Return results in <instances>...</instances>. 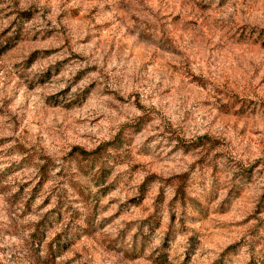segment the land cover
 <instances>
[{
	"label": "rangeland",
	"instance_id": "374dc122",
	"mask_svg": "<svg viewBox=\"0 0 264 264\" xmlns=\"http://www.w3.org/2000/svg\"><path fill=\"white\" fill-rule=\"evenodd\" d=\"M0 264H264V0H0Z\"/></svg>",
	"mask_w": 264,
	"mask_h": 264
},
{
	"label": "trees",
	"instance_id": "16d2710c",
	"mask_svg": "<svg viewBox=\"0 0 264 264\" xmlns=\"http://www.w3.org/2000/svg\"><path fill=\"white\" fill-rule=\"evenodd\" d=\"M104 148L100 147L93 152H87L82 149H75L74 155L76 157L75 162L78 164V172L84 173L85 176L90 177L93 174V178L98 180V172H95V169L98 165L103 163ZM103 165V164H101Z\"/></svg>",
	"mask_w": 264,
	"mask_h": 264
}]
</instances>
